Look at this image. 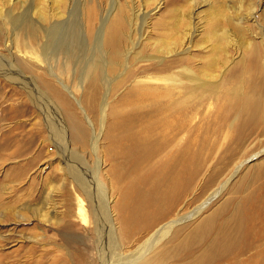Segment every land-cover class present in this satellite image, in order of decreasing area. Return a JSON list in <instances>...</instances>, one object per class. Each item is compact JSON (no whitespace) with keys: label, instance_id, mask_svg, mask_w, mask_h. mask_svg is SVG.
<instances>
[{"label":"rangeland","instance_id":"1","mask_svg":"<svg viewBox=\"0 0 264 264\" xmlns=\"http://www.w3.org/2000/svg\"><path fill=\"white\" fill-rule=\"evenodd\" d=\"M0 58V264H112L178 216L139 264H264V0H0Z\"/></svg>","mask_w":264,"mask_h":264},{"label":"bare ground","instance_id":"2","mask_svg":"<svg viewBox=\"0 0 264 264\" xmlns=\"http://www.w3.org/2000/svg\"><path fill=\"white\" fill-rule=\"evenodd\" d=\"M18 19V18H17ZM15 21V20H14ZM61 23H57L55 24V26L53 27L51 33L49 34V40L50 42H52L58 49L60 50H64L65 53L69 50L73 56H76L80 53V51L83 49L82 48V42L78 40H67L66 38H62L59 36V33H58V29L59 27H61L62 25H60ZM26 27H29L30 31L31 32H34L35 31V27L34 26H28V24L26 25ZM64 33V32H63ZM71 37V36H70ZM72 38V37H71ZM74 39V38H73ZM79 39V38H78ZM76 41V43H75ZM52 46V44H51ZM53 48V47H52ZM56 48V49H57ZM57 49V50H58ZM96 50V49H95ZM57 52V51H56ZM96 63H98V65H101L102 63V60L101 59H96L95 60ZM6 66H8L7 62L4 61V59H1L0 58V71H4L6 75H8L10 78H15L17 77L16 76V73L14 74L13 71L9 68H7ZM25 80V78H23V81ZM193 80H195L193 78ZM200 83V82H199ZM201 86H204L205 84L204 83H200ZM194 86V85H193ZM198 87V86H197ZM195 90V87L193 88ZM210 89V88H209ZM186 98V97H185ZM180 100V99H179ZM176 102V101H175ZM185 105V104H184ZM52 109V108H51ZM49 110V109H48ZM56 114V113H55ZM57 134V133H56ZM62 144V142H61ZM63 146V144H62ZM67 160H68V164L70 165V171L71 173L73 174V176L75 177V179H78L83 185H87V181H86V177H84L83 175V171H81L80 169V165L82 163V161H80V158L77 157L74 153L72 152H68L67 153ZM87 170V169H86ZM90 171V170H89ZM90 176V175H89ZM93 181V180H92ZM96 183V182H95ZM93 186V184H91ZM96 185V184H95ZM90 186V185H89ZM98 186V185H97ZM96 186V187H97ZM92 188V187H91ZM96 190H100V187H98ZM102 191V190H101ZM95 201V200H94ZM104 206L103 205H100L99 203H96L95 204V211H97V213L100 212V210L104 209L103 208ZM203 208V207H202ZM199 211V210H198ZM197 211V212H198ZM196 212V213H197ZM195 213V214H196ZM99 216V215H98ZM195 216V215H194ZM193 217V216H192ZM102 223H98L100 229L102 227V231H104V229L106 228V226H108L107 222H106V216H102L100 217ZM182 217L181 216H178L176 217L175 219L171 220L170 222L162 225L160 228H158L144 243L143 245H141L135 254L133 255H130L131 257H119L115 259V255L116 253L114 252L115 250V247L113 246L112 244V240L114 238V236L108 232V236L106 235V237H108V244L107 246L104 247V251L105 253H110V255L114 258V262H112V264H139L138 262L141 260V258H143L144 255H146L147 251L158 241L159 238H161V236L165 233V232H168V230L171 229L173 223L175 220H179L181 219ZM97 229H98V226H97ZM107 229V228H106ZM108 230V229H107ZM105 234V233H104ZM103 234V235H104ZM110 234L112 235V237H110ZM105 239V238H104ZM105 239V240H107ZM112 259V258H111ZM109 261V259L105 260L104 259V262H107ZM106 264V263H105Z\"/></svg>","mask_w":264,"mask_h":264},{"label":"water","instance_id":"3","mask_svg":"<svg viewBox=\"0 0 264 264\" xmlns=\"http://www.w3.org/2000/svg\"><path fill=\"white\" fill-rule=\"evenodd\" d=\"M183 221H184V218H181V219H179V220H175L174 223H173V225H172V227H174V226H176V225L182 223Z\"/></svg>","mask_w":264,"mask_h":264}]
</instances>
